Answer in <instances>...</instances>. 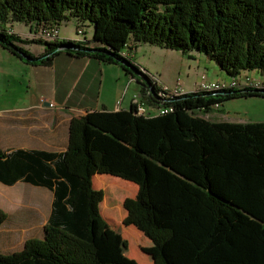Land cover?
<instances>
[{
  "label": "trees",
  "instance_id": "trees-1",
  "mask_svg": "<svg viewBox=\"0 0 264 264\" xmlns=\"http://www.w3.org/2000/svg\"><path fill=\"white\" fill-rule=\"evenodd\" d=\"M72 20L77 40L39 35V27L58 29ZM17 22L29 28V40L14 31ZM30 44H41L42 54L23 48ZM139 44L198 53L230 79L243 71L264 73V0H0V48L32 65H50L62 52L117 65L155 110L138 115L132 106L73 118L59 155L0 149V183L21 181L52 194L42 237L0 253V264H127L98 255L95 240L105 220L99 213L103 192L92 185L96 174L137 187L123 202L122 223L138 231L107 229L100 240L106 257L126 256L113 250L110 237L130 234L134 264L152 261L144 237L156 249L154 264H264V121L206 119L230 99H264V93L170 95L129 58ZM109 189L118 201L127 194L120 185ZM117 208H109L110 217ZM6 219L0 210V228Z\"/></svg>",
  "mask_w": 264,
  "mask_h": 264
},
{
  "label": "crops",
  "instance_id": "crops-1",
  "mask_svg": "<svg viewBox=\"0 0 264 264\" xmlns=\"http://www.w3.org/2000/svg\"><path fill=\"white\" fill-rule=\"evenodd\" d=\"M68 24L72 25L70 32H62L58 28L60 40L74 39L73 30L76 21H68ZM13 29L15 32L18 30L16 33L21 34V38L30 39L29 33H24L25 31L15 27ZM27 32H29V28ZM86 32V37L91 39L92 29L87 27ZM25 46L23 48L34 56L42 54L44 50L43 48L42 51L33 52L31 48ZM0 50L6 53L1 55L6 58L7 64H12L10 59H14L21 65L17 67L23 69L27 74L19 77L10 69L7 72H0V77L3 78V90L6 92V96L9 95V98H4L6 101L0 107V149L5 153L20 150L30 153L62 154L67 148L69 124L73 118L94 111H129L136 103L145 106L140 97L138 83L117 65L102 63L90 57H75L65 52L56 55L50 65H32L2 48ZM140 54L143 58L152 59L153 61L149 62L155 65L147 67L148 63L141 61ZM128 55L141 71H145L155 80L157 85L174 87L177 82H180L184 94L197 91L200 80V77L197 76L187 82L182 79L181 67L184 59L188 58L189 61L196 62V69L200 64L212 62L195 52L183 54L149 44L134 46ZM110 67H117L119 71L112 70ZM112 72L116 73L115 78L111 76ZM204 74V72L201 73V75ZM245 76L264 81V73L258 71H243L237 79L242 80ZM186 79L188 80V75H186ZM229 79L230 77L225 79L221 76H218L216 80L208 78L209 81ZM113 87L114 91H112ZM11 96L16 99L15 102ZM251 98L230 99L207 114L206 119L232 123L263 122L264 119L228 117L220 110L229 102ZM145 109L146 113H155V110L146 106ZM92 185L94 189L103 190L106 186L120 185L130 195H134L137 190L136 185L129 181L104 174L94 175ZM28 186L37 190H32ZM9 188L18 193L15 196L18 203L14 207L21 206L19 201L21 194H25L27 191L45 193L44 191L47 190L21 181L12 186L0 183V192L5 193ZM48 202L51 205L50 199ZM18 209L12 212L5 211L7 219L0 228V253L2 254L20 251L26 240L42 237L43 227L39 230L36 229V219L28 218V215L21 213L20 208ZM13 212L14 215H11Z\"/></svg>",
  "mask_w": 264,
  "mask_h": 264
},
{
  "label": "rangeland",
  "instance_id": "rangeland-1",
  "mask_svg": "<svg viewBox=\"0 0 264 264\" xmlns=\"http://www.w3.org/2000/svg\"><path fill=\"white\" fill-rule=\"evenodd\" d=\"M13 27H15L16 29H22L23 31H25L24 33H28L27 32L28 28L23 23H18V22L13 23ZM59 28L62 30V32H70L72 30V25L68 24V22L62 23V24H60ZM85 30H86V28H85ZM17 31L18 30H16V32ZM73 35H74V39L72 41L77 40L78 37L75 35V33ZM23 46H25V45H23ZM25 47L31 48L33 52L42 51L44 48L41 44H30V45H26ZM1 54H6V53H4L3 51L0 50V72H2V71L7 72L10 69V71H13L15 73V75H17L19 77L27 75L26 72L23 71V69L21 70L20 68L17 67V66H21V65H19L20 64L19 62H17L14 59H10V60H12V64H7L6 58L2 57ZM140 57H142L141 54H140ZM141 59H142L141 61H146L148 63L147 67H149V68L152 65H155V64H151L152 62H149V61H153L152 59H148L147 57H145V58L142 57ZM205 62H207V61H205ZM188 66H189V68H188ZM196 67H197L196 62L189 61L188 58L184 59V61L182 63V67H181V77H182V79L185 80V82H187L189 80L190 81L193 80L195 76L200 77L202 72H204L207 75V77H206L207 80H208V78L216 80L218 76L219 77L221 76L225 79L228 78L227 75L224 72L220 71L219 68L213 62H210L208 64L207 63L200 64L198 69H196ZM110 68H112V70L119 71V69L117 67H110ZM186 75H188V80L186 79ZM111 76L113 78H115L116 73L112 72ZM242 79H244V77ZM2 80H3V78L0 77V107H2L4 105L3 104L4 101H6V99H4V98H9V95L6 96V92L3 90ZM114 89L115 88L113 87L112 91H114ZM11 97L13 98V101L15 102L16 99L13 96H11ZM220 110L226 116L232 117V118L264 119V100L258 99V98H251L248 100L233 101V102L227 103ZM98 175H103V174H98ZM28 188H31L32 190H37V189H34L33 187H30V186H28ZM96 190H101L103 192V198H102L101 202L99 203V213H100L101 217L105 220L104 230H103L101 236L95 240V246L97 248L99 257L105 261L124 262L127 264H134L130 259V254H132L134 252V245H132L133 240H132V236L130 234H126V236L123 235V237H121V238H119L118 236L110 237V241L112 242V246L114 247L113 250L116 251L117 253H119V252L124 253L126 256L122 255L123 257H119V255H117L118 257H106L104 255V253L102 252V249H104V246H100V240L106 234L107 229H116V231H111L115 234L118 232V228H120L122 230L126 229L129 231H132L133 229L137 230L133 226H125L122 223L123 219L126 216V212L123 208V202L126 198H133L135 196L137 190H136L134 195H130L129 193H127L119 201L116 199L115 194L110 192L109 186H106L105 190H103V189H96ZM44 192L47 195L45 193H36L34 191H32V192L27 191V192H25V194H21V197L19 198V201L21 202V206L14 207V205L18 203V199H16L17 197H15L16 195H18V193L14 192V190H12L11 188L6 190L5 193L1 191L0 192V210L3 212H5V211L12 212L14 210L17 211V210H19L18 208H20V212L21 213L23 212L26 215H28V218L33 220V217H34L36 219V229L39 230L46 223V220L48 218L49 211H50V204L48 201H49V199H50V202L52 200L51 192H49L48 190H45ZM48 196H49V199H48ZM106 199H107V201H109V205L106 203ZM115 206L118 208H117V210H115V212L113 211L114 213L110 212V213H112L111 215L113 216V217H110V215L108 214V210H109V208H112ZM11 215H14V212L11 213ZM15 227H17V226H15ZM111 232H109L110 236L112 235ZM16 233L19 234V232H16ZM27 233H28V231L26 232V234ZM144 238L151 244V246L153 248L154 252H153V257H152V261L150 264H154V259L156 256V249L153 246V244L146 237H144Z\"/></svg>",
  "mask_w": 264,
  "mask_h": 264
},
{
  "label": "built area",
  "instance_id": "built-area-1",
  "mask_svg": "<svg viewBox=\"0 0 264 264\" xmlns=\"http://www.w3.org/2000/svg\"><path fill=\"white\" fill-rule=\"evenodd\" d=\"M39 35L46 40H54V37L58 35V29L55 27L51 28H44L39 27ZM81 34V31H78ZM262 84H264L263 80L255 79L253 77L245 76L242 80H236L235 83H228L227 80L222 81H209L207 80L205 75L200 76V80L197 86V91H200V88H212V92L217 91H225L231 89H243V88H253L254 91L257 89H262ZM161 91H170V90H178L179 96L183 95L184 93L181 90L180 82H177L174 87H168L166 85L160 84L158 85ZM136 109V113H143L146 112L145 106L143 104L134 105Z\"/></svg>",
  "mask_w": 264,
  "mask_h": 264
},
{
  "label": "bare ground",
  "instance_id": "bare-ground-1",
  "mask_svg": "<svg viewBox=\"0 0 264 264\" xmlns=\"http://www.w3.org/2000/svg\"><path fill=\"white\" fill-rule=\"evenodd\" d=\"M57 38V35L54 37V39H56ZM236 80L237 79H229L227 82L228 83H235L236 82ZM200 91H202V92H212V88H200ZM257 91H259V92H264V84H262V89H257ZM170 95H173V96H179V92H178V90H171L170 92ZM167 96V95H166ZM168 97V96H167ZM166 97V98H167ZM167 111H169V110H161L160 109V113L161 114H164V113H167ZM138 115H146V112H143V113H137Z\"/></svg>",
  "mask_w": 264,
  "mask_h": 264
},
{
  "label": "water",
  "instance_id": "water-1",
  "mask_svg": "<svg viewBox=\"0 0 264 264\" xmlns=\"http://www.w3.org/2000/svg\"><path fill=\"white\" fill-rule=\"evenodd\" d=\"M26 60H28L27 58H25ZM255 92H259V91H255ZM259 93H264V92H259Z\"/></svg>",
  "mask_w": 264,
  "mask_h": 264
}]
</instances>
